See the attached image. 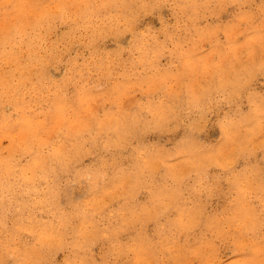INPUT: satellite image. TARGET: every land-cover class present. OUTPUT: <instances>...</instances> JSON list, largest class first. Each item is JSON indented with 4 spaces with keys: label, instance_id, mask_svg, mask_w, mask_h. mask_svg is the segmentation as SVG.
I'll return each mask as SVG.
<instances>
[{
    "label": "clouds",
    "instance_id": "9594fccd",
    "mask_svg": "<svg viewBox=\"0 0 264 264\" xmlns=\"http://www.w3.org/2000/svg\"><path fill=\"white\" fill-rule=\"evenodd\" d=\"M0 264H264V0H0Z\"/></svg>",
    "mask_w": 264,
    "mask_h": 264
}]
</instances>
